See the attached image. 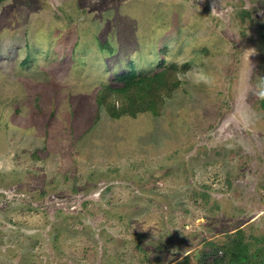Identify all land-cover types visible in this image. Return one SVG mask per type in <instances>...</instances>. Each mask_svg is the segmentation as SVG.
I'll return each instance as SVG.
<instances>
[{
	"label": "rangeland",
	"instance_id": "obj_1",
	"mask_svg": "<svg viewBox=\"0 0 264 264\" xmlns=\"http://www.w3.org/2000/svg\"><path fill=\"white\" fill-rule=\"evenodd\" d=\"M172 65L216 84L179 80L158 115L98 105ZM259 77L264 0H0V264L264 250Z\"/></svg>",
	"mask_w": 264,
	"mask_h": 264
},
{
	"label": "trees",
	"instance_id": "obj_2",
	"mask_svg": "<svg viewBox=\"0 0 264 264\" xmlns=\"http://www.w3.org/2000/svg\"><path fill=\"white\" fill-rule=\"evenodd\" d=\"M186 69L187 66L183 71ZM179 71L177 65H172L152 76H140L132 68L130 72L116 77L121 87L103 86L100 89L98 105L113 119L124 116L136 118L144 113L158 115L165 99L172 96L173 91L179 87L180 81L176 76ZM210 247L213 249L210 248L209 252L200 253L197 264H264V250L252 252L250 244L245 242H238L236 246L225 250L214 243H210ZM177 264L191 263L189 257H186Z\"/></svg>",
	"mask_w": 264,
	"mask_h": 264
},
{
	"label": "clouds",
	"instance_id": "obj_3",
	"mask_svg": "<svg viewBox=\"0 0 264 264\" xmlns=\"http://www.w3.org/2000/svg\"><path fill=\"white\" fill-rule=\"evenodd\" d=\"M215 4L212 6L211 14H216ZM249 48L245 50L246 59L250 62V57L253 56ZM177 79L183 81L185 78L189 79L193 84L200 85L203 84L208 87H213L216 84L215 78L207 73L204 69L193 66L183 72H178L176 74ZM252 93L256 95L259 99L264 100V77H259L255 84L249 85Z\"/></svg>",
	"mask_w": 264,
	"mask_h": 264
}]
</instances>
